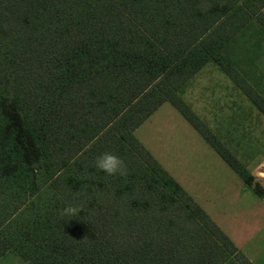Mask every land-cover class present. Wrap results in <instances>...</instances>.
Masks as SVG:
<instances>
[{
	"label": "trees",
	"instance_id": "obj_1",
	"mask_svg": "<svg viewBox=\"0 0 264 264\" xmlns=\"http://www.w3.org/2000/svg\"><path fill=\"white\" fill-rule=\"evenodd\" d=\"M255 22L264 0H0V258L254 264L134 132L169 101L263 196L181 97L212 60L264 113L227 52ZM106 151L126 176L95 168Z\"/></svg>",
	"mask_w": 264,
	"mask_h": 264
},
{
	"label": "rangeland",
	"instance_id": "obj_2",
	"mask_svg": "<svg viewBox=\"0 0 264 264\" xmlns=\"http://www.w3.org/2000/svg\"><path fill=\"white\" fill-rule=\"evenodd\" d=\"M227 52L264 97V32L259 24L241 30ZM181 97L244 168L264 172V113L214 61L188 81ZM134 133L240 250L264 260V201L175 105L164 102ZM0 264L28 263L10 250Z\"/></svg>",
	"mask_w": 264,
	"mask_h": 264
},
{
	"label": "clouds",
	"instance_id": "obj_3",
	"mask_svg": "<svg viewBox=\"0 0 264 264\" xmlns=\"http://www.w3.org/2000/svg\"><path fill=\"white\" fill-rule=\"evenodd\" d=\"M94 166L101 172L106 173L107 175H119L126 176L127 175V165L124 160L114 154L113 152L106 151L99 155L95 159ZM78 209L72 206L66 207L64 209V213L69 217L77 216Z\"/></svg>",
	"mask_w": 264,
	"mask_h": 264
},
{
	"label": "crops",
	"instance_id": "obj_4",
	"mask_svg": "<svg viewBox=\"0 0 264 264\" xmlns=\"http://www.w3.org/2000/svg\"><path fill=\"white\" fill-rule=\"evenodd\" d=\"M254 175H258V173H256V174H254ZM260 175H262V176H260ZM258 176H260L262 179H264V172H259V175ZM258 196V195H257ZM258 197H260L261 198V200H263L264 201V195L263 196H258ZM226 233V232H225ZM227 234V233H226ZM227 235H229V234H227ZM230 236V235H229ZM234 241V240H233ZM234 243L236 244V242L234 241ZM239 245V244H238ZM237 245V246H238ZM241 249V248H240ZM245 253H246V255L250 258V260L254 263V264H264V260L263 261H258V259L257 258H255V256L254 257H251V256H249L248 255V253L245 251Z\"/></svg>",
	"mask_w": 264,
	"mask_h": 264
}]
</instances>
